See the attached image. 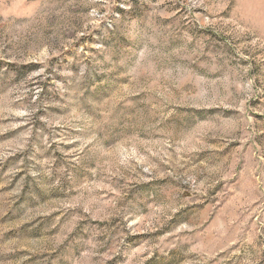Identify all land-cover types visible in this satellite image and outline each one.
I'll return each instance as SVG.
<instances>
[{
    "label": "rangeland",
    "instance_id": "374dc122",
    "mask_svg": "<svg viewBox=\"0 0 264 264\" xmlns=\"http://www.w3.org/2000/svg\"><path fill=\"white\" fill-rule=\"evenodd\" d=\"M0 264H264V0H0Z\"/></svg>",
    "mask_w": 264,
    "mask_h": 264
}]
</instances>
